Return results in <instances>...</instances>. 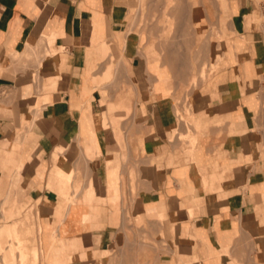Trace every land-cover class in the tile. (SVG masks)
I'll use <instances>...</instances> for the list:
<instances>
[{"label": "crops", "instance_id": "1", "mask_svg": "<svg viewBox=\"0 0 264 264\" xmlns=\"http://www.w3.org/2000/svg\"><path fill=\"white\" fill-rule=\"evenodd\" d=\"M3 241L16 264H264V0H0Z\"/></svg>", "mask_w": 264, "mask_h": 264}, {"label": "rangeland", "instance_id": "2", "mask_svg": "<svg viewBox=\"0 0 264 264\" xmlns=\"http://www.w3.org/2000/svg\"><path fill=\"white\" fill-rule=\"evenodd\" d=\"M143 9V14H145L146 13V9H145V5L143 4V7H142ZM143 22H148V18H145V16L143 15V19H142V23L141 24H143ZM162 27V26H161ZM211 32H215V30H211ZM167 35H162V33H161V38H163V37H166ZM188 37H190V36H187L186 38H188ZM212 39H213V37L212 36H209L208 35V40H210V41H212ZM177 42H179L180 43V45L182 46L183 44H184V36H178L177 35ZM178 53L179 54H181L182 56L184 55L185 56V58L186 59H188V64L190 63V62H192L191 60L192 59H194V61L195 62H197V63H200V64H202L204 61L206 62V60H203L202 58H201V54H198V52L197 51H189V50H187V51H182V50H180V51H178ZM191 71L190 69H187V71ZM187 91L188 90H190L191 89V87H188L187 86ZM68 201L71 203V202H73L72 201V198L71 197H69V199H68ZM10 237H13L15 240H17L18 241V239H17V236H10ZM3 240H5L4 238H3ZM18 244V242H16V244H15V246ZM5 245H6V243H5V241H3V245H2V250H0V255L2 256V262H3V264H16V257H14V256H16V253H18V250H17V246L14 248L13 246L12 247H10V250L8 251V252H6V247H5ZM13 250V251H12ZM33 251H34V249L32 250V253H31V258L29 259L28 258V256H27V264H32V261H33ZM14 255V256H13ZM8 256H10V258H8ZM22 261V260H21ZM19 262V261H18Z\"/></svg>", "mask_w": 264, "mask_h": 264}]
</instances>
